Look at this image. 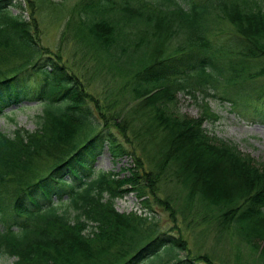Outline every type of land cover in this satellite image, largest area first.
<instances>
[{
  "label": "trees",
  "instance_id": "16d2710c",
  "mask_svg": "<svg viewBox=\"0 0 264 264\" xmlns=\"http://www.w3.org/2000/svg\"><path fill=\"white\" fill-rule=\"evenodd\" d=\"M12 8L21 6L0 0V113L24 100L40 103L42 111L36 131L18 128L12 136L0 131L1 256L15 264H143L165 254L178 264H217L207 255L192 256L182 235H159L151 217L116 208L118 199L134 194L146 209L154 199L170 210L158 183L188 179V201L201 209L214 207L222 234L231 229L249 244L253 236L264 240V167L212 136L204 118H182L173 108L179 91L198 89L217 98L207 89L217 85L218 76L227 84L221 99L235 108L244 99L250 105L264 100V91L249 90L264 76V0L80 2L73 13L79 18L75 33L98 71L106 70L108 77L125 65L118 73L127 80L121 90L133 93L130 112L144 122L142 132L131 133L124 124L136 127L138 117H129L119 104H101L91 82L63 65L59 53L41 47L36 21ZM228 24L230 34L212 48L206 33ZM178 34L187 35L192 56L198 57L193 63L161 61ZM44 54L48 61L38 66ZM33 66L41 77L24 91L18 74ZM105 144L115 161L129 157L134 165L117 174L97 172V149ZM147 145L157 148V172L137 153ZM166 169L169 175L173 171L171 177ZM213 177L228 184L213 185ZM258 254L264 264V248Z\"/></svg>",
  "mask_w": 264,
  "mask_h": 264
},
{
  "label": "rangeland",
  "instance_id": "374dc122",
  "mask_svg": "<svg viewBox=\"0 0 264 264\" xmlns=\"http://www.w3.org/2000/svg\"><path fill=\"white\" fill-rule=\"evenodd\" d=\"M82 1L85 0H14V3L20 4L21 8H12V12L15 15L23 13L27 20L36 21L41 33V47L50 49L52 55L59 53L63 65H66L71 72H74L79 77H83L87 84L91 82L90 90L98 97L101 104H119L118 108H127L130 112L131 109L129 108L136 103V99H133V93L129 92L128 94L127 90L125 92L121 90L127 81L119 76L125 65L121 64L122 66L118 69L119 71L115 70L119 74L114 73L115 75H113L110 72L108 77H106L104 75L106 70L98 71L95 59L90 57L91 53H88V50L79 44L78 37L76 36L79 18L77 20L74 19L73 13L76 6ZM5 3H9V0H5ZM71 20L74 23L71 22V25H69ZM218 29L221 31L214 30L206 33L205 39L211 43L212 48H215L219 43L224 41L230 33L228 27L223 26ZM186 37V34H178L172 41H168L169 44L166 46L167 51L161 58V61L165 60L167 63L171 62L176 65L193 63L198 57L192 56V50L188 45ZM137 54L135 57H137ZM49 56L44 54V56L37 58L42 59V61L37 62V65L44 66ZM199 57L203 58L204 56L200 55ZM16 64L18 62H14L12 66ZM12 66L9 68H12ZM33 69L34 66L24 69L22 73L18 74L20 81L25 80V84L23 83L22 85V90L24 91L27 88H32L33 85L31 84H33L34 79L41 77L34 75ZM206 71L210 73L214 72L211 67H207ZM27 79L31 80L28 81ZM218 79L219 82L216 86L210 85L207 89V94L217 95V98L207 96L205 92L198 89L192 91V94L187 93V90L186 92L179 91L176 94L177 103L173 107L174 110H177L179 116L182 118H204V128L212 136L214 135L220 140L222 139L225 142L236 145L242 154L248 155L258 166L264 167V100L261 101L260 99L257 103L255 100H252V105H250L244 99L241 107L238 104L239 106L235 108V105L221 99L227 84L224 83L222 77L218 76ZM249 90H252L251 94L262 95L264 91V76L253 81L249 86ZM154 93H158V90H154ZM31 95L33 96V94ZM206 106L209 108L208 110H206ZM41 111L42 105L36 101L24 100L18 104L10 103L0 113V131L9 136H12L18 128L36 131L39 126L38 116L41 115ZM128 115L131 118L139 116L135 115L132 111ZM102 122L103 125H106V122ZM143 126L144 122L139 117L136 127L130 126L127 128L124 124L125 131H130V133L134 129L142 132ZM117 134L119 136V132ZM156 149L153 146L147 145L144 150L137 151L143 162L147 165V169L155 172L159 169L156 167L158 163H155V160L153 161L157 154L155 152ZM97 152L98 157L94 162L97 172L117 174L121 173L125 166L131 167L134 165L132 158L129 157L115 161L106 144L102 148L97 149ZM165 173L169 175L167 169ZM172 173L173 171L170 170L169 177H171ZM180 173L182 175L180 174L181 176L178 180L183 182L184 179L182 177L186 172L181 168ZM63 177L68 178L65 175ZM173 179L175 177H172V181ZM175 181L168 185L161 182L158 183L159 197L166 199L170 203L169 206L172 207L170 210L167 206L156 203L154 199L150 200L151 208L146 209L142 205L141 199L134 194H127L125 198L118 199L116 201V208L121 213L135 212L139 215L145 212L157 225L159 235L166 234L170 237L182 235L189 243L188 246L192 256L203 257L207 255L217 264H257V262L261 264L258 253L264 248V240L253 236L252 243L249 244L245 240L240 239L237 234L232 233L231 229L222 234L219 231L218 225H216L217 220L213 218L214 216H219L214 207L205 206L203 209L198 208L193 203V200L188 201L190 193H188L189 189L185 183L189 182V179L184 184L181 182V184H175ZM209 182L218 186L228 184L224 177H213ZM191 186L194 185L191 184ZM195 194L197 195L198 193L195 192ZM254 243L258 245L257 249L252 245ZM164 251H162V255ZM112 255L114 254L112 253ZM179 255V258L189 257L184 253H179ZM15 261V259L0 255V264H15ZM176 261H172L170 256L164 254L162 260L151 258L143 264H167L168 262H170L169 264H175Z\"/></svg>",
  "mask_w": 264,
  "mask_h": 264
},
{
  "label": "bare ground",
  "instance_id": "6f19581e",
  "mask_svg": "<svg viewBox=\"0 0 264 264\" xmlns=\"http://www.w3.org/2000/svg\"><path fill=\"white\" fill-rule=\"evenodd\" d=\"M223 26H225V25H216L212 30L214 31V30H219L218 28L220 27V28H222ZM225 27H228L229 29H231V27L229 26V24L227 25V26H225ZM219 31H221V30H219ZM230 34V33H229ZM144 214H145V212H144ZM145 215H147V214H145ZM170 256V255H169ZM171 257V256H170ZM172 258V257H171ZM173 259V258H172ZM173 261V260H172ZM177 261H179V259L177 260ZM176 261V263L175 264H178V262Z\"/></svg>",
  "mask_w": 264,
  "mask_h": 264
}]
</instances>
